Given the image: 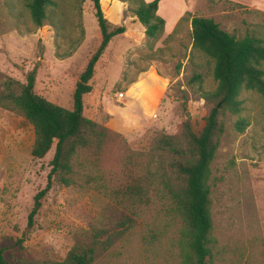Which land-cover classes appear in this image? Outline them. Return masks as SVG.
Masks as SVG:
<instances>
[{
	"label": "rangeland",
	"instance_id": "obj_1",
	"mask_svg": "<svg viewBox=\"0 0 264 264\" xmlns=\"http://www.w3.org/2000/svg\"><path fill=\"white\" fill-rule=\"evenodd\" d=\"M55 1L62 21L58 32L49 25L34 27L20 0H0V72L24 83L39 61L34 92L70 110L75 84L100 35L89 0ZM208 4L198 13L221 30L237 39L255 35L264 40V13L229 2ZM125 5L120 22L125 32L111 40L95 65L83 116L118 134L131 151L143 153L157 136L176 134L187 118L199 133L209 106L186 82L200 74L202 92L213 91L216 82L212 61L192 48L189 16L173 36L163 35L151 46L143 27L130 19L132 4ZM239 99L240 116L249 125L237 133V117L225 114L211 164L213 253H219L214 261L264 264V97L242 90ZM33 140V129L23 118L0 109V250L5 264H62L91 225L114 234L113 244L97 253L94 264H182L181 226L155 199L127 221L125 212L93 190L52 180L29 226L33 198L46 185L56 143L44 158L34 159ZM120 152L114 147L108 155Z\"/></svg>",
	"mask_w": 264,
	"mask_h": 264
},
{
	"label": "trees",
	"instance_id": "obj_2",
	"mask_svg": "<svg viewBox=\"0 0 264 264\" xmlns=\"http://www.w3.org/2000/svg\"><path fill=\"white\" fill-rule=\"evenodd\" d=\"M89 1L100 42L78 77L70 110L34 92L39 61L27 74L24 83L0 72V109L23 118L32 127L31 157L44 158L56 142L50 162L51 171L45 187L33 198L28 225L37 215L52 180L64 187L93 190L125 212L127 221L155 199L164 203L165 210L181 226L182 264H215L214 257L219 253H213L211 164L224 133L225 114L237 117L234 123L237 133H243L249 125L240 116L243 110V102L239 99L241 91L264 97V40L255 35L237 39L221 30L212 19H188V14L182 17L179 25L190 20L193 50L213 63L212 77L216 82L213 91L202 92L200 74L186 82L189 87H197L200 98L209 106L203 127L195 133L187 118L176 134L159 135L153 139L147 152L136 153L118 134L83 116V97L92 91L90 81L95 65L111 40L125 32L123 26L113 25L105 18L100 0ZM118 1L132 4L130 12L144 28V36L151 46L163 37L164 20L156 14L158 0L150 3L144 0ZM20 3L34 27L49 25L58 32L62 21L56 16L58 4L55 0H20ZM177 29L178 26L167 38L173 36ZM71 42L73 44L74 40ZM78 43L76 40L75 44ZM42 52L41 47L39 60ZM182 99L186 101L184 95ZM183 108L186 112V105ZM114 147L122 150L116 157L108 155ZM125 225V222L121 223L122 227ZM113 242L114 234L91 225L76 240L62 264H94L97 253L106 251ZM0 264H5L2 250Z\"/></svg>",
	"mask_w": 264,
	"mask_h": 264
},
{
	"label": "crops",
	"instance_id": "obj_3",
	"mask_svg": "<svg viewBox=\"0 0 264 264\" xmlns=\"http://www.w3.org/2000/svg\"><path fill=\"white\" fill-rule=\"evenodd\" d=\"M150 3L154 0H144ZM209 0H158L156 14L164 20V36L168 37L171 32L179 26V21L185 15L192 17H202L199 11L208 8ZM221 2H229L244 7L246 10L258 11L264 13V0H214ZM101 9L105 18L113 25L121 26L123 11L126 9L125 3L118 0H100ZM109 15H106L105 13ZM134 24L140 25L137 18L133 17ZM141 26V25H140ZM187 26L191 29L190 20ZM98 29V28H97ZM144 30V28H143ZM99 32V31H98ZM115 38V37H114Z\"/></svg>",
	"mask_w": 264,
	"mask_h": 264
},
{
	"label": "built area",
	"instance_id": "obj_4",
	"mask_svg": "<svg viewBox=\"0 0 264 264\" xmlns=\"http://www.w3.org/2000/svg\"><path fill=\"white\" fill-rule=\"evenodd\" d=\"M123 97V94H120V98H122Z\"/></svg>",
	"mask_w": 264,
	"mask_h": 264
}]
</instances>
